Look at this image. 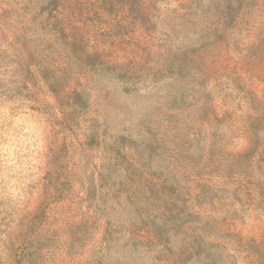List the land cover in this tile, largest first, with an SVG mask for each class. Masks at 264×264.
<instances>
[{"label":"rangeland","instance_id":"obj_1","mask_svg":"<svg viewBox=\"0 0 264 264\" xmlns=\"http://www.w3.org/2000/svg\"><path fill=\"white\" fill-rule=\"evenodd\" d=\"M49 1L0 0V264H264V0Z\"/></svg>","mask_w":264,"mask_h":264},{"label":"trees","instance_id":"obj_2","mask_svg":"<svg viewBox=\"0 0 264 264\" xmlns=\"http://www.w3.org/2000/svg\"><path fill=\"white\" fill-rule=\"evenodd\" d=\"M119 1H121L122 3H125V1H127V0H119ZM44 9L49 11L48 12V16L45 19V23L49 24V23H54L55 22L56 25L57 24L60 25V22H58V17L56 16V13H58L57 11H59V9H63L62 0H61V2H60V0H50L44 6ZM38 14H40V13H38ZM58 16H59V14H58ZM56 20H57V22H56ZM2 22H4L6 24L7 23V18L5 17L4 21H2ZM7 24L9 25V24H13V23H7Z\"/></svg>","mask_w":264,"mask_h":264}]
</instances>
